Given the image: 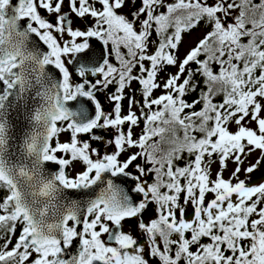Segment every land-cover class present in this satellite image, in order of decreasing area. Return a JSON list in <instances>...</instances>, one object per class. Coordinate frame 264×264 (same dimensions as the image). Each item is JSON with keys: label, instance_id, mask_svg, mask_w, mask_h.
<instances>
[{"label": "snow or ice", "instance_id": "obj_1", "mask_svg": "<svg viewBox=\"0 0 264 264\" xmlns=\"http://www.w3.org/2000/svg\"><path fill=\"white\" fill-rule=\"evenodd\" d=\"M136 2L0 0V264H264V177L250 183L264 167V0ZM73 16L94 23L74 28ZM201 24L208 30L181 57ZM133 82L140 100L125 95ZM112 85L109 111L98 94ZM21 107L32 127L13 155L11 112ZM109 129L111 139L96 134ZM76 162L84 169L70 176ZM66 190L94 198L64 203ZM127 220L145 243L123 230ZM77 238L80 251L65 258Z\"/></svg>", "mask_w": 264, "mask_h": 264}, {"label": "rangeland", "instance_id": "obj_2", "mask_svg": "<svg viewBox=\"0 0 264 264\" xmlns=\"http://www.w3.org/2000/svg\"><path fill=\"white\" fill-rule=\"evenodd\" d=\"M168 2H171V0H168ZM140 6V0H137L135 7H139ZM97 7H99V5H97ZM134 10L133 5L131 3H129V5L127 7H125L122 12L125 15H128L129 18H131L130 13ZM75 17V16H74ZM143 18V17H142ZM88 20L87 23V27L91 26L94 23V20L91 17L86 18ZM76 23H75V27L74 28H80L83 29L84 24H86L84 21H82V19H77L75 17ZM206 33L205 29L200 28V29H196L195 31H193L190 35H185L184 37V43L181 46V48L179 49V53L180 56L182 57L184 55V53L191 47L194 45L195 42L198 41V39L202 38V36ZM156 34L153 33L152 36V40H156ZM151 50V49H150ZM125 51V50H124ZM177 71V69L175 67L171 68H167L165 69V71L162 73L161 77H160V81L163 82V80L166 79L167 74L171 73H175ZM111 109H109L110 111ZM139 127L134 129L135 133L139 132ZM231 130L235 131V125H231ZM113 136H111L112 138ZM111 138H105V140L111 139ZM112 151H114V146L112 145H106V146H102L100 148V153L104 154V153H111ZM132 151H135V149H133ZM126 155L128 153H125ZM259 153H255L253 154L249 159L252 160L253 162L255 161V159L258 157ZM235 164L232 163L231 161L228 162L227 168L223 171V177L224 179H229L231 177V173L233 172L234 168H235ZM220 170V165L219 162H215L211 164V177L212 179L216 178V174L217 172ZM262 177H264V167H261L260 170H258L257 172H255L250 180V183L255 184L260 182V180L262 179ZM241 179H245V176L243 173H241L240 175ZM210 196L206 199L209 200ZM154 210H155V205L152 204L149 207V210L143 215V220L145 222H148L150 219L154 218ZM192 212V207L191 205H189L187 207V212H186V216L187 218H189V216L191 215ZM125 232H131V234L136 237L139 241V243L143 244L145 243V237L143 235V233L138 229L136 221L135 220H127L124 222V229ZM20 233V229L17 228L16 231V236H18ZM104 240L107 239V235L105 234L104 237H102ZM4 241H1L0 244H2ZM13 244L15 243V238H13ZM35 258V256L33 257V259ZM147 258V256H146ZM150 264H158V261L155 259L150 260Z\"/></svg>", "mask_w": 264, "mask_h": 264}, {"label": "water", "instance_id": "obj_3", "mask_svg": "<svg viewBox=\"0 0 264 264\" xmlns=\"http://www.w3.org/2000/svg\"><path fill=\"white\" fill-rule=\"evenodd\" d=\"M13 3H16V0H13ZM24 23H25L24 21L21 22L22 25H24ZM33 40H35V37H33ZM91 45L93 48H95L97 52H99L102 47V42L93 39V41H91ZM47 70L49 74H52V71H53L52 68H49ZM85 103L91 112V109L93 106L91 104H87L86 101ZM30 104H31V101H30ZM32 106H35V105L32 104ZM78 107H79V104L73 105L74 110L78 109ZM11 120L13 123V142L10 145V150L13 155H16L18 153L19 148L22 145V139L24 137V134L31 129L32 124L27 117V110L24 107L19 108V110H13L11 112ZM48 170L50 172H55L57 169L49 167ZM116 182L122 183L119 179H117ZM102 186L103 185H101V187ZM123 186L127 187V185H123ZM95 192L98 193L99 188H96ZM63 197L65 198L63 202L67 203L69 200H84L89 197L94 198V193L91 191L84 193V192L77 191V190H66L63 193ZM80 247H81V243L79 239L77 238L76 240L73 241L72 246L68 248L67 252L64 253L65 258L70 259L72 255L78 254V252L80 251Z\"/></svg>", "mask_w": 264, "mask_h": 264}, {"label": "flooded vegetation", "instance_id": "obj_4", "mask_svg": "<svg viewBox=\"0 0 264 264\" xmlns=\"http://www.w3.org/2000/svg\"><path fill=\"white\" fill-rule=\"evenodd\" d=\"M64 10H65V11L68 10L67 2H66L65 5H64ZM41 14H42V15H47L50 19H54V17H52L51 14H47V13L43 12V10H41ZM72 20H73V27H75L76 20H75V17H74V16L72 17ZM82 21H84V22L86 23V24H84L83 28L87 27L88 20H87V19H82ZM88 27H89V26H88ZM110 62H112V63H114V64L117 63V61L115 60L114 56L110 58ZM135 71H138V69L135 70ZM139 87H140V86H139L138 83L133 82L131 88L126 90L125 95H126V96H128V95H133V96H135V98H136L137 100H140L141 97H140V95H139ZM113 91H115V86H114V85L110 86L109 89H107L106 91H102L101 93L98 94V98L102 101V103H103L104 105L107 106V107H106V110H109V109L112 108V104L108 101V96H109ZM154 95H155V93H154ZM127 108H128V100L125 99V100L123 101V110H124L125 113L127 112ZM136 111L139 113V110H138V109H137ZM125 127H126V126H125ZM96 134H98V135L102 134L105 138H106V137H107V138H108V137L111 138V136L114 135V132H113L112 130H110V129L107 130V131L96 130ZM135 134L137 135V133H135ZM68 139H69V134H68L67 132L62 133V134H60V136H59V140H60L61 142H65V141H67ZM80 139H81V140H84V141H89V142H91L92 147L98 149L99 152H100V148H101L102 146H106V145H107V144H105V143H97V142H94V141H90V137H89L88 135H86V134H82L81 137H80ZM125 156H126V154H124V155L121 157V159L125 158ZM83 169H84V165H83L81 162H76V163H75V164H74V165L68 170V174H69L70 176H75L76 174H78L79 172H81ZM149 207H150V205H149ZM148 210H149V208H148ZM148 210H147V211H148ZM147 211H146V212H147ZM146 212H145V213H146ZM145 213H144V214H145ZM144 214H143V215H144ZM123 229H124V226H123ZM105 240L107 241V239H105Z\"/></svg>", "mask_w": 264, "mask_h": 264}, {"label": "trees", "instance_id": "obj_5", "mask_svg": "<svg viewBox=\"0 0 264 264\" xmlns=\"http://www.w3.org/2000/svg\"><path fill=\"white\" fill-rule=\"evenodd\" d=\"M200 28L205 29V31L208 30L207 28L204 27L203 24H201L200 27H199L198 29H200ZM156 38H157V37H156ZM122 51H124V50L122 49ZM170 67H171V66H170ZM193 67H195V66L193 65ZM168 68H169V67H168ZM171 68H173V67H171ZM166 69H167V68H166ZM162 73H163V72H162ZM162 73H161L160 76H159V80H160V77H161ZM170 73H171V72H170ZM197 80L200 82V88H203V83H202L201 78L197 77ZM198 91H199V89H198ZM160 94H161V91H160V90H157V91L155 92V96H158V95H160ZM196 95H197L196 93H191V94H189L188 96H186L185 99L188 100L189 102H191L193 99L196 98ZM220 99H221L220 97H217V102H218ZM197 108H199V105L197 106ZM142 128H143V122H141V124H140V126H139V129H140V130H139V132L137 133V136L141 133ZM156 139H158V138H156ZM184 159H188L187 155H185ZM213 161H214L213 163L218 162V160H217L215 157H213ZM178 163L182 166L183 163H184V160H181V161H179ZM148 179H149V181L151 182L152 177L150 176V177H148ZM3 194H4L3 192H0V196H2ZM209 196H210V199H209V200H211V199L213 198V194L209 193V194L207 195L206 199H207ZM182 200H183V196L181 197V201H182ZM155 207H156V206H155ZM192 214H193V210H192V212H191V215L189 216V219L192 217ZM155 215H156V213H155V210H154V218H155ZM1 241H3V240H0V243H1Z\"/></svg>", "mask_w": 264, "mask_h": 264}]
</instances>
